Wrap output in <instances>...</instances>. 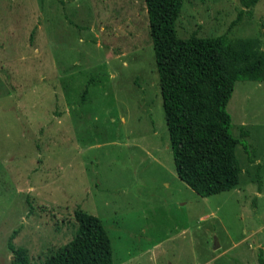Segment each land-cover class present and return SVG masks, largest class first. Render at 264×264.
I'll list each match as a JSON object with an SVG mask.
<instances>
[{
    "label": "rangeland",
    "instance_id": "1",
    "mask_svg": "<svg viewBox=\"0 0 264 264\" xmlns=\"http://www.w3.org/2000/svg\"><path fill=\"white\" fill-rule=\"evenodd\" d=\"M175 27L264 50V0H182ZM226 109L239 181L201 196L175 171L144 0H0V264L11 235L41 264L76 208L113 264H259L264 80H236Z\"/></svg>",
    "mask_w": 264,
    "mask_h": 264
},
{
    "label": "trees",
    "instance_id": "2",
    "mask_svg": "<svg viewBox=\"0 0 264 264\" xmlns=\"http://www.w3.org/2000/svg\"><path fill=\"white\" fill-rule=\"evenodd\" d=\"M144 2L176 174L201 196L234 188L241 167L226 106L236 80H264L260 40L195 32L182 37L175 27L182 0ZM74 218L73 238L41 264H113L111 240L102 220L80 208L74 210ZM12 237L10 264H32L28 249L14 246ZM258 263L264 264L262 251Z\"/></svg>",
    "mask_w": 264,
    "mask_h": 264
}]
</instances>
